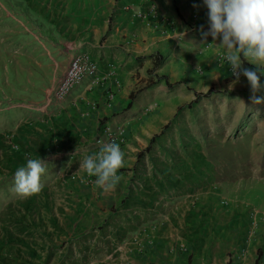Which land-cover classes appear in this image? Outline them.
Listing matches in <instances>:
<instances>
[{"label": "rangeland", "instance_id": "374dc122", "mask_svg": "<svg viewBox=\"0 0 264 264\" xmlns=\"http://www.w3.org/2000/svg\"><path fill=\"white\" fill-rule=\"evenodd\" d=\"M60 1L0 0V264H86L95 253L102 254V260L123 247L127 228L122 222L131 212L130 205L138 210L141 203L157 200L194 205L201 202L203 209L212 205L224 211L229 206L242 210L239 226L233 225L236 216L224 214L231 218L224 227L228 235H234L230 237L234 242H225L224 249L228 256L231 251L245 250L254 264H262L264 105L251 104V89L242 97L239 88L229 91L212 86L210 96L199 103L189 107L191 101L183 102L154 135L151 149L145 152L143 146L141 158L120 170L124 175L117 185L120 190L99 194L98 203L93 199V188L98 186L81 182L84 172L76 178L72 173L84 157L94 155L96 141L105 129L115 133L125 118L129 119V98L116 119L104 117L85 135L84 130H74L67 123L57 124V128L30 124L31 119L53 115L56 107L72 95L63 101L53 97L76 55L84 54L98 63L90 46L93 41L84 49L77 46L73 35L58 33L57 24L68 18L60 16L75 14L66 13L68 8ZM133 8L129 4L124 10ZM50 18L56 27L46 23ZM141 58L140 63L146 59ZM143 87L142 79L134 83L131 92ZM155 106V102L150 103L146 111ZM256 135L261 138L252 141ZM82 136L85 140H80ZM30 158L48 163L44 187L38 195L21 198L12 191L14 173ZM128 171L133 173L126 177ZM178 179L182 189L179 196L172 197L169 188ZM74 183L87 189L83 194L90 200L87 207L77 202ZM212 191L213 199L203 195ZM211 223L200 224V235L190 238L193 252L204 253L215 246V242H208L210 231H217Z\"/></svg>", "mask_w": 264, "mask_h": 264}, {"label": "crops", "instance_id": "0c3cea01", "mask_svg": "<svg viewBox=\"0 0 264 264\" xmlns=\"http://www.w3.org/2000/svg\"><path fill=\"white\" fill-rule=\"evenodd\" d=\"M60 2L68 8L66 13L72 11L75 14L60 16L61 19L68 18L64 23L57 24L58 33L73 35L77 46L84 49L93 41L90 46L98 62L97 80L93 82L87 79L68 99L56 107L53 115L45 119H31L30 124L57 128V124L67 123L74 127V130H84L82 135H85V131L91 132L97 128L104 117H111V120L117 118L116 114L127 104L135 82L143 79L145 87L149 77L156 79L155 74L165 76L169 84H176L168 89L165 81H162L157 86L145 88L134 99L128 112V115H131L124 121L127 125L126 142L122 147L126 160L124 168L135 164L137 153L143 146H148L150 139L159 133L183 102L193 101L195 93H205L212 86L228 90L229 84L234 81L228 74L230 65L218 61V57L224 55L223 50L214 45H206L213 43L211 36L207 40L201 37L200 26H203L205 31L208 30L207 8L203 0H156L155 16L148 13L147 5L141 0ZM129 4L134 7L133 11L124 10ZM138 12L142 14L138 15ZM46 23L56 27L51 18ZM185 32L184 36L180 34ZM155 53L162 57V63L153 70V59L150 56ZM139 57L146 59L139 63L136 59ZM110 65L112 69L109 68ZM243 66L254 69V65L246 61ZM261 83H264V76L261 77ZM234 88H239V96L249 95L250 85L245 77L240 79ZM262 94L264 91L257 93ZM152 102L156 103L155 109L146 111V106ZM241 110L239 109L240 113ZM252 138L253 141L261 137L256 135ZM80 140L85 138L82 136ZM237 145L239 150V140ZM77 171L72 173L75 178L83 173L77 174ZM132 173L128 171L126 177ZM118 174L124 177L123 173ZM175 182L176 184L173 183L169 188L172 197L174 194L179 196L182 189L179 179ZM86 190L75 183L72 187L73 193L78 195L77 202H83L84 206L90 203L89 198L83 195ZM117 190L120 188L116 187L111 192H105L99 187L93 188V194L96 196L93 199L97 200L96 203L101 202L99 194H113ZM213 193L212 191L210 194H202L208 196V199H213ZM81 195L83 196L79 197ZM157 201L146 205L141 203L139 211L130 205L131 212L125 214L122 222L123 227L127 228L122 240L123 247L111 255H106L102 260V254L95 253V258L86 264H227L228 255L224 243H233L230 237L234 235L232 232L228 235L224 227L231 219L224 214L236 216L233 218V225L239 226L242 210L236 211L229 206L224 211L223 208L212 205L203 209L201 202L194 205L189 202ZM208 222H212L211 225L217 229L215 231L212 227L210 239L207 240L210 243L215 242V246L209 247V251L205 249L204 253L193 252L190 238L199 236L200 224ZM242 264H254L252 257L245 256Z\"/></svg>", "mask_w": 264, "mask_h": 264}, {"label": "clouds", "instance_id": "9594fccd", "mask_svg": "<svg viewBox=\"0 0 264 264\" xmlns=\"http://www.w3.org/2000/svg\"><path fill=\"white\" fill-rule=\"evenodd\" d=\"M203 4L207 8L208 30L200 26L199 31L204 40L211 36L213 43L206 45H214L224 52L223 58L235 77L228 90L232 91L243 76L250 85L251 104L264 105V96L257 95L264 91V83H261L264 76V0H203ZM180 34L184 36L186 32ZM245 61L254 65V69L245 68ZM47 164L41 158L28 159L25 166L15 171L12 191L21 198L38 195L44 187ZM125 166V152L113 141L102 144L94 155L84 157L76 173L95 177L96 186L111 192L123 179L118 173ZM80 178L81 182H86L83 176Z\"/></svg>", "mask_w": 264, "mask_h": 264}, {"label": "built area", "instance_id": "2783aa9c", "mask_svg": "<svg viewBox=\"0 0 264 264\" xmlns=\"http://www.w3.org/2000/svg\"><path fill=\"white\" fill-rule=\"evenodd\" d=\"M143 4L147 5L148 13L155 16L154 4L156 0H141ZM139 14V13H138ZM224 55L218 57V61L221 63L227 62ZM229 76L235 80V77L231 73L230 66L228 68ZM243 76L240 77L242 79ZM91 79L93 82L97 80V65L95 62L90 61L84 54L76 55L70 62L68 69L54 90L53 97L59 101L65 100L70 94H72L77 87L82 85L84 81ZM126 131L127 125L123 124L115 133L108 129H105L104 134L96 141L97 153L100 147L104 143H110L115 141L118 143L122 149L126 142ZM94 153V154H95ZM84 181L88 185H94L95 177H89L86 173L84 176ZM246 255L245 250H235L231 251L228 256L227 263L229 264H242Z\"/></svg>", "mask_w": 264, "mask_h": 264}, {"label": "trees", "instance_id": "16d2710c", "mask_svg": "<svg viewBox=\"0 0 264 264\" xmlns=\"http://www.w3.org/2000/svg\"><path fill=\"white\" fill-rule=\"evenodd\" d=\"M151 58L153 59V70H155V69H156L157 67H159L160 64L162 63V57H161L158 53H155V54H153V55L151 56ZM142 59H143V58L139 57L137 60H138V62L140 63V61H141ZM162 81H165V83H166V85H167V87H168L169 89L172 88V86L176 85V84H169V83L167 82V78H166L165 76H157L156 79H155L154 81H150V82L148 83L147 86L143 87L142 89H140V90L137 91V92H131V93L129 94V100H130V101H129V103L127 104L126 108L129 109V108L131 107V105H132V104H131L132 101H133V100L136 98V96H137L138 94H140L145 88H151V87L155 86L156 84H158V83H160V82H162ZM210 94H211V91H210V90H208V91L205 92V93H195V98H194V100L191 101L190 104H189L188 106L191 107L193 104H197V103H199L202 99H204V98H208V97L210 96ZM155 139H156V136H154V137H152V138L150 139L149 144H148V146H147L146 149H145V152H147V151H149V150L151 149V146H152V144L154 143ZM142 155H143V152H139V153L137 154V158H141Z\"/></svg>", "mask_w": 264, "mask_h": 264}]
</instances>
